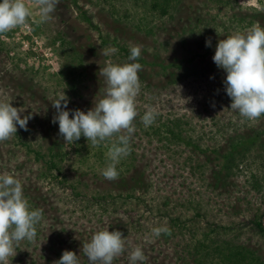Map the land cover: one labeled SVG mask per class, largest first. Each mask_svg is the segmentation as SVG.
Instances as JSON below:
<instances>
[{
	"label": "rangeland",
	"instance_id": "1",
	"mask_svg": "<svg viewBox=\"0 0 264 264\" xmlns=\"http://www.w3.org/2000/svg\"><path fill=\"white\" fill-rule=\"evenodd\" d=\"M24 2L32 13L29 24L0 35V103L11 102L32 119L27 131L17 126L16 135L0 142V173H9L21 182L26 200L30 197L35 209L42 210L43 219L33 241L15 246L9 264H48L52 258L48 243L57 234L63 238L56 248L70 243L66 231L80 246L82 238L90 240L87 237L112 217V210L101 214L95 206L86 210L69 202L71 190L58 181L63 177L79 181L77 190L86 194L115 189L101 175L115 137L102 144L101 153L83 158L71 144L64 143L58 125L51 120L56 114L52 104L61 93L68 97L69 109L84 112L103 98L106 83L100 69L108 60L121 65L129 62L118 51L103 55L104 50L115 48L113 41L129 50L141 47L142 61H136L142 66L140 92L135 100L136 118L141 123V117L152 108L157 113L153 125L179 120L196 145L210 150L235 131L264 130V115L248 120L230 109L231 100L222 84L226 74L212 61L219 40L243 34L256 24L264 27V0H173L163 16H159L160 9L148 6L150 14L135 13L133 8L143 9L140 1L57 0L55 11L44 22L39 18L38 0ZM83 12L98 30L83 20ZM102 39L110 41L109 45L104 46ZM206 39H211L212 47H205ZM164 141L135 129L130 153L136 160L130 172L119 171L134 178L135 187L139 180L148 185L145 192L135 191L140 201L133 198L119 208L121 215L126 208L141 220L140 229H133L126 238V257L139 246L147 264H196L192 247L208 232L207 227L234 225L232 232L221 228L208 232V238L220 246L223 241L243 245L264 263V236L253 234L246 226L254 215L264 223V146L243 159L224 189H217L210 185L213 163H204V155L194 148ZM58 142L63 143L66 154L59 162L61 175L57 180L43 178L45 165L36 161L34 152L47 153L50 146L60 147ZM165 211L182 221L189 219L186 225L194 229V236L182 229L154 237L153 228L169 227L160 216Z\"/></svg>",
	"mask_w": 264,
	"mask_h": 264
},
{
	"label": "clouds",
	"instance_id": "2",
	"mask_svg": "<svg viewBox=\"0 0 264 264\" xmlns=\"http://www.w3.org/2000/svg\"><path fill=\"white\" fill-rule=\"evenodd\" d=\"M56 5L57 0H38L41 22L50 19ZM31 15L24 0H0V35L26 26ZM205 47H212L211 39L205 40ZM117 51L116 48L106 49L103 55L110 56ZM140 55L141 47L133 46L128 63L106 62L99 71L106 83L103 98L87 112L69 109L70 101L64 93L52 104L56 114L51 123L58 125V135L64 143L74 144L84 137L93 146H100L115 137L107 152L110 163L101 172L108 181L118 178L117 165L130 153V141L135 132L133 121L138 115L135 100L140 92L138 72L142 66L136 61ZM212 61L226 74L222 84L231 100L230 109L248 120L264 115V27L256 24L243 34L219 40ZM24 111L13 107L11 102L0 103V142L16 135L17 126L27 131L32 115H23ZM156 115V111L149 108L141 117L143 125L151 126ZM42 219V210L29 208L21 182L9 173H0V264H9V257L16 254L15 246L19 242L35 239L36 226ZM167 231L166 227H156L152 235L159 237ZM81 251L87 264H113L114 259L125 252V238L120 231L110 232L105 228L94 233ZM146 260L139 246L128 254L129 264H146ZM54 264H80L79 256L64 251Z\"/></svg>",
	"mask_w": 264,
	"mask_h": 264
},
{
	"label": "trees",
	"instance_id": "3",
	"mask_svg": "<svg viewBox=\"0 0 264 264\" xmlns=\"http://www.w3.org/2000/svg\"><path fill=\"white\" fill-rule=\"evenodd\" d=\"M133 1L135 4L140 1L143 8L140 11L135 10L137 9V7L133 8L135 13H149L146 10V6H148V8L152 10L160 9L159 16H163L167 14L168 7L173 0ZM74 6L78 8L76 2H74ZM82 15V18L85 22H87L93 28H97L96 25L91 21V18L86 16L85 12H83ZM29 22L30 21L27 20L28 24ZM109 43L110 41L102 39V44L104 46H108ZM113 46L118 49V54H120L121 56L126 58L129 56L130 50L127 47L119 45L115 43V41H113ZM0 48L1 50H3V46L1 45V43ZM138 61H142L141 58H139ZM222 71L223 70H221V72ZM133 123L135 125V129L138 128L140 130H144V132L151 138H157L160 141L165 140L164 142L167 145L183 146L190 149L194 148L199 152L200 155H204V163H213L210 176V178L212 179V183L210 185L217 189L221 187L222 189H224L226 186V182L231 176L235 175L240 164L243 162V159L250 155V153L253 151L258 152L259 149L264 146V130L260 132L251 130L250 132L241 133L235 131L234 134L230 135L223 144H220L219 146L210 150L209 148L202 149L198 145H196L193 142L192 138L187 135V129L179 120L171 121L170 123H158L157 125L152 124L151 126L147 127V129H144L145 127L137 118L133 121ZM102 144H104V142ZM102 144L100 146H93L90 141H86L84 137H81L80 140L71 145L74 147V150L77 153L83 155V158H87L90 153H101ZM59 145L60 147L57 148L54 146H50L47 153H41L38 151L34 152L36 161L42 162L45 165V171L42 173L43 178H48L49 176L57 180L58 175H61L59 162L64 159V156L66 154L63 152V143H59ZM26 148L28 151L30 150L29 146H27ZM106 159L108 160L107 164H109L110 161L108 157ZM98 160H100L99 156ZM135 160L136 159L131 156V153H129V155L122 158L120 163L117 165L118 172L122 170L126 173L130 172ZM53 173H55V175H53ZM123 174L125 173L119 172L117 180L111 181L113 185L116 186L115 189H110L111 191H107L105 193H97V195L80 193L77 190L78 185L80 184L79 181L72 182L71 180L67 179V177H63L58 182L66 189L71 190V194L68 195L69 202L74 204L77 203L83 206V208H86V210H91L90 208L95 206V208L100 210L101 214H106L107 212L112 210V217H109L106 226H102V228L98 231L105 228H109L110 232L120 231L122 233V238H125L126 241V238L129 236V233L133 229H140L141 220L137 216H133L129 209L126 208L124 209L126 211L123 213V215H121L119 212H121L122 209L119 210V208L127 206L128 202L133 198L139 200L140 197H135V191L137 192V189H139L141 192H145L148 188V185H145L142 180H139L138 182L140 183V185H138V187H135L134 185H132L135 179L132 177H129L128 179ZM27 202L30 209H35V205L30 197L27 198ZM165 203L167 204V202H164V204ZM160 216L161 218L164 217L165 219H167L169 225V227L167 228L168 231L165 232L166 236L174 234L173 232L175 230L182 231V229H186L188 233L190 232L192 236H194L192 231L194 229L191 228V230L190 226L186 225L189 219L182 221L180 217L173 216L168 211H165V215L160 214ZM195 216H199V213H195ZM246 226H249V229L253 234L264 236V223L261 220L260 216L254 215L251 220L247 222ZM207 228L208 232L212 231L216 233L219 232L222 227H218L217 225H215L212 227L208 226ZM233 228L234 225H231L229 227H223L222 229H225V232H232ZM195 232H198L197 229L195 230ZM208 232H203L201 234V238L197 240L196 245L192 247V258L194 259V262L196 264H264L260 261L261 256L256 255L255 251L248 249L243 245L231 244L229 241H223L222 246L216 245L215 240L208 238ZM91 237L92 236H89L87 238L91 239ZM60 238L62 239L63 235L57 234L55 238L53 240H50L48 243L49 251L52 255V258L47 260L48 264H54V262L61 257L62 252L64 251L73 252L74 254L79 256L80 264H87V260L84 257L81 248L82 245L89 240L82 238V245H76V241L74 240V238H70V235L66 231L65 238L69 239L70 243L67 246H59L58 248H56L55 244L59 243ZM206 242L211 243L213 247H210L209 243L205 244ZM126 250L127 245L125 242V252L114 259L113 264H129L128 258L125 255V253L127 252Z\"/></svg>",
	"mask_w": 264,
	"mask_h": 264
}]
</instances>
